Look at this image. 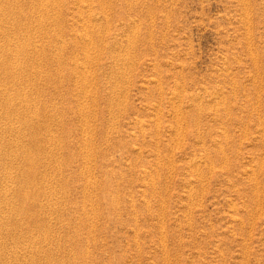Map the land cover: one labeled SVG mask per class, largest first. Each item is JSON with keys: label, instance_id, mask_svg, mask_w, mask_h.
<instances>
[{"label": "rangeland", "instance_id": "1", "mask_svg": "<svg viewBox=\"0 0 264 264\" xmlns=\"http://www.w3.org/2000/svg\"><path fill=\"white\" fill-rule=\"evenodd\" d=\"M0 264H264V0H0Z\"/></svg>", "mask_w": 264, "mask_h": 264}]
</instances>
